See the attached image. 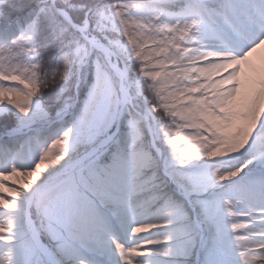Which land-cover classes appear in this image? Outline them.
<instances>
[{
    "label": "snow or ice",
    "instance_id": "1",
    "mask_svg": "<svg viewBox=\"0 0 264 264\" xmlns=\"http://www.w3.org/2000/svg\"><path fill=\"white\" fill-rule=\"evenodd\" d=\"M264 0H0V264H264Z\"/></svg>",
    "mask_w": 264,
    "mask_h": 264
},
{
    "label": "bare ground",
    "instance_id": "2",
    "mask_svg": "<svg viewBox=\"0 0 264 264\" xmlns=\"http://www.w3.org/2000/svg\"><path fill=\"white\" fill-rule=\"evenodd\" d=\"M255 55H256V54H255ZM258 55H259V56L264 55V52H261V53H259ZM259 56H256V57H259Z\"/></svg>",
    "mask_w": 264,
    "mask_h": 264
},
{
    "label": "rangeland",
    "instance_id": "3",
    "mask_svg": "<svg viewBox=\"0 0 264 264\" xmlns=\"http://www.w3.org/2000/svg\"><path fill=\"white\" fill-rule=\"evenodd\" d=\"M258 54H259V53H257L255 56H259Z\"/></svg>",
    "mask_w": 264,
    "mask_h": 264
}]
</instances>
